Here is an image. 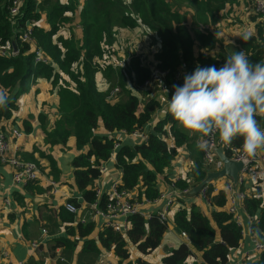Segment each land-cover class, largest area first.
I'll use <instances>...</instances> for the list:
<instances>
[{
	"label": "trees",
	"instance_id": "trees-1",
	"mask_svg": "<svg viewBox=\"0 0 264 264\" xmlns=\"http://www.w3.org/2000/svg\"><path fill=\"white\" fill-rule=\"evenodd\" d=\"M9 1L0 0V92L10 97L7 106L0 108V130L16 124L27 134L36 122L43 135L42 145L19 149L22 159L35 161L42 173L58 179L61 169L51 149H75L70 160L74 186L86 201L96 197L100 165L112 153L114 141L120 142L114 151L115 166L121 171L119 187L131 190L140 186L139 196L152 198L159 194L160 180L169 182L173 162L183 147L192 163L187 174L175 180L176 186L190 187L205 177L211 167L204 163L202 152L196 147V136L190 135L165 109L158 110L163 104L161 99L165 100L164 92L154 84L143 89L138 86L154 65L167 71L168 82L182 85L184 75L191 74L197 65L219 68L234 51L243 50L252 62L264 63V17L255 9L256 0H184V9L171 0H131L136 14L123 12V19L129 18L126 27L141 23L154 32L159 46L148 62L132 52L124 61V68L123 64L114 66L118 54L112 45L116 0H84L78 11L75 5L79 0H22L20 13L16 15L9 12ZM66 12L72 13V17ZM76 15L81 36L76 37L73 29L64 34L61 27L64 20L73 21ZM30 20H34L33 38L23 41L20 31ZM223 26L229 27L232 36L228 41L233 46L232 53L226 50L218 34ZM242 33L250 35L246 42L240 38ZM12 35L16 43L14 53ZM37 47L42 49L45 61H34ZM97 68L104 69V76L110 80L106 87L98 83ZM40 82L48 83L53 101L47 106L46 100L43 101L44 109L39 112L17 115L23 89ZM114 87L118 89L112 92ZM263 118L264 113L258 112L257 121ZM149 121L152 125L146 139L130 143L115 135L118 130L131 131ZM99 127L102 132L97 131ZM231 144L242 145V139L237 138ZM48 185L44 178H36L15 187L10 193L14 205L4 209L6 218L14 221L16 216L10 209L19 206L26 210V194L31 197L43 194ZM21 187L24 192L18 190ZM208 194L212 206L209 214L195 202L181 200L184 205L173 212V223L187 233L189 243L181 240L168 246L157 264L225 263L231 249L241 244L242 228L226 211L224 189H213L210 182ZM68 200L76 203L75 197ZM244 206L256 215L251 225L259 236H264V189L257 182L245 196ZM58 212L64 224L73 220V214L63 204ZM129 222L126 232L103 226L95 236H90L94 229L92 222L79 223L76 228L70 227L69 232L86 237L82 253L96 257L113 249L118 259L111 264H156L143 254L159 247L166 224L156 214L145 218L140 213L131 215ZM29 225L30 220L21 217L20 234L30 242L34 233ZM55 242L67 247L75 244L64 236L55 238ZM131 247L139 252L134 259ZM251 264H264V250Z\"/></svg>",
	"mask_w": 264,
	"mask_h": 264
},
{
	"label": "built area",
	"instance_id": "built-area-1",
	"mask_svg": "<svg viewBox=\"0 0 264 264\" xmlns=\"http://www.w3.org/2000/svg\"><path fill=\"white\" fill-rule=\"evenodd\" d=\"M21 5L22 0H10L8 4L9 12L12 15L19 14ZM255 9L262 17H264V0H256ZM33 21L34 20L26 21L24 27L20 31L21 40L28 41L33 38ZM2 52L4 53V49ZM45 60L46 56H44L42 53V49L37 47L35 49L34 61L37 62ZM119 64H122V61H120ZM179 75L180 72H177L176 76ZM166 76V70L154 65L149 72V76L145 78L138 87L143 89L154 84L160 91L164 92L163 94L166 98L170 99L174 89L172 87L173 84L167 81ZM117 89V87H114L112 92L117 91ZM151 125L152 121H149L137 129H133L131 131L121 129L116 132H119L125 138L139 141L147 138ZM23 135L24 131L16 124H11L4 130H0V162L8 165L11 168L10 188L20 186L28 180L44 178L46 182L51 185V192H57V182L53 178L42 173L39 165L35 161L24 160L20 157L19 140ZM109 135H111V133H109ZM205 140L207 141L208 147L205 150H201V152L204 163L211 167L209 170H218L223 165L222 160L214 151L216 147H221L222 151L225 152L231 159L242 162V168L238 172L236 181L227 175H224L226 178L223 180L222 184H217L213 180L211 181L213 189H218L221 187L224 189L226 194V211L230 213L234 221L241 226L242 235L244 233V216H246L250 222L249 236L251 244L249 246L243 247L240 258H235V256H232L225 263H217L238 264L241 259L244 260L251 255L257 256L260 251L264 250V236H259L257 230L251 225L255 221L256 215L249 213L244 206L245 196L250 194L251 190L253 189V185L248 186L245 184L243 174V171L249 169L250 166L264 164V154L262 151H258L255 156L249 157L242 151L241 145L230 144L226 146L222 144L218 134L206 137ZM196 142L199 143L201 141L197 138ZM119 145L120 142L114 141L112 153L108 159L103 161L100 165L99 176L107 171V161L112 157L115 160L114 151L119 147ZM179 177L180 174L176 173L169 180L167 186L160 188L159 194L152 198L139 196L136 189L129 190L126 188H121L119 187L120 179H114L110 182L109 188L106 190H102L99 184L95 185L96 197L93 200L86 201L84 198H80L79 202L75 203L66 199L64 201V207L73 214L78 213L83 208L85 209L86 216L80 221H90L93 223L100 221L103 226L110 227L113 230L119 232L127 231L130 223L129 217L135 213H140L145 218L150 217L152 214H156L158 220L163 224H166V229H168V224L173 222V212L180 209L182 205H184L181 201L182 197L191 187L179 189L175 183V180H177ZM209 183H206L201 187L198 195L204 197L206 202L211 205V197L208 194ZM3 201L4 205L10 207V197L4 196ZM151 204H159L158 209L153 212H146L144 207ZM45 232L46 229L43 227L42 231H40V235L30 240L29 245L31 251L37 250L41 245L46 247ZM179 234L184 239V241L186 240L185 242L189 243L188 235L185 231L179 230ZM100 262H103V260ZM14 264H22V262L18 261Z\"/></svg>",
	"mask_w": 264,
	"mask_h": 264
},
{
	"label": "crops",
	"instance_id": "crops-1",
	"mask_svg": "<svg viewBox=\"0 0 264 264\" xmlns=\"http://www.w3.org/2000/svg\"><path fill=\"white\" fill-rule=\"evenodd\" d=\"M75 25V23H74ZM79 26V23H78ZM77 29H81L80 26ZM74 31V28H73ZM75 33V31H74ZM80 36V35H78ZM32 90L27 96H19V111L16 112L17 115H25L26 113L39 112L44 109L42 107V101H45L49 97L47 93L48 86L46 82L40 83H32L30 85ZM34 91H37L35 93ZM164 97V96H163ZM159 114V113H158ZM259 125L264 128V118L261 121H258ZM34 129L30 133H24V135L19 140V149H29L33 144H37L38 146L42 145L43 142L36 140H28V138H32L37 130L36 123H33ZM97 131H103L100 127ZM35 132V133H34ZM115 135L123 141L134 143L136 140L125 138L119 132H115ZM196 138L200 139L199 136ZM37 139V138H36ZM55 151L53 154L56 156L58 165L61 169V174L58 179H54L57 182L58 190L57 192H51V185H48V189L43 194L30 196L26 194V200L28 201L26 205V210H23V207H13L10 209L14 211L16 219L14 221L8 220L6 218L4 209L11 208L14 205V201H12V197L10 195L11 191L14 188H10L11 183V168L8 165L1 164L0 165V264H14L15 262L21 261L22 264H109L114 263L118 257L114 254L113 249H108L107 252L102 251V254L96 257H93L87 253L80 252L83 241L85 240V236H78L77 233H70L69 228H76L79 223H88L90 221L82 222L80 221L83 217L86 216L85 209H81L78 213L73 214V220L69 223L64 224L59 216V207L63 204L64 201L69 197H75L76 203L79 202L80 198H83L82 192L78 190L74 186V180L72 175L73 167L70 164L71 157L76 152L74 149H69L66 151H60L57 148H54ZM74 151V152H73ZM181 159L178 160V158ZM191 158L187 154V150L185 147L182 148L181 153L174 160L171 174L168 175V179H171L176 173L184 176L187 174L189 170V166L191 165ZM119 172V173H118ZM114 179H121V171L115 166V160L112 157L107 161V171L102 173L98 179H96L95 185L99 184L102 190H106L109 188V184ZM160 188H164L167 186V179L164 182V178L160 180ZM138 186L136 191L139 193ZM20 192H24L22 187L18 189ZM11 197V205L7 207L4 205V196ZM190 197L187 194H184L182 199L186 202L193 201L197 204V206L205 213L209 214L212 206L206 202L204 197L198 195L196 197ZM32 199V200H31ZM159 207V204H151L146 205L144 210L146 212L156 211ZM65 208V207H64ZM66 209V208H65ZM37 212V214H35ZM21 217L27 218L30 220L31 230L34 233V236L30 238L33 239L40 235V231L44 227L46 229L45 232V245H42L37 250H30V245L28 239L25 240L22 238L20 234V220ZM93 223V222H92ZM94 229L90 236H95L97 232L103 227L100 221L94 222ZM243 238L242 243L236 247L231 249L230 257L235 256V258H240L241 251L243 247L249 246L251 244L249 231H250V222L246 216H244V225H243ZM168 232L172 233V237L178 239L179 241L184 239L179 234L178 231L175 230V225L173 222L168 224ZM67 237L70 240L75 241L73 247H67L65 244H56L55 238L57 237ZM89 236V235H88ZM87 236V237H88ZM186 241V240H185ZM166 248L165 244L161 245L158 249L157 255L159 258L165 253ZM131 258L134 259L136 255L139 254L138 251L131 247ZM229 257V258H230ZM159 258L156 260L159 261ZM256 256L251 255L244 260H240L238 264H251L252 260H254ZM103 260V262H100ZM149 260V259H148ZM151 261V260H150ZM152 261V262H156Z\"/></svg>",
	"mask_w": 264,
	"mask_h": 264
},
{
	"label": "clouds",
	"instance_id": "clouds-1",
	"mask_svg": "<svg viewBox=\"0 0 264 264\" xmlns=\"http://www.w3.org/2000/svg\"><path fill=\"white\" fill-rule=\"evenodd\" d=\"M243 41L248 33L240 34ZM166 98L165 113H170L190 135L199 136L196 147H208L206 137L218 134L220 142L230 145L242 139V151L249 157L264 150V128L257 113H264V63L252 62L243 50L234 51L224 64L200 67L185 74L182 85H173ZM10 101L0 92V108Z\"/></svg>",
	"mask_w": 264,
	"mask_h": 264
},
{
	"label": "rangeland",
	"instance_id": "rangeland-1",
	"mask_svg": "<svg viewBox=\"0 0 264 264\" xmlns=\"http://www.w3.org/2000/svg\"><path fill=\"white\" fill-rule=\"evenodd\" d=\"M60 1H64V0H60ZM83 1L84 0H79V3L75 5L76 11H78L79 5H81ZM116 1H117V5H116L117 12L112 15V23H113L112 24L113 25L112 26L113 28L112 45H114L113 46L114 48L115 47L117 48L118 54L114 60L115 61L114 66L119 67L121 65L119 64V62L122 61L123 66H121V68H124L125 62H127L126 58L128 59V57L130 56L132 52L138 53L141 56V58L146 62L151 61L154 50H156L159 46L158 40L155 39L154 32L146 28V26L142 25L141 23L135 27H126L125 24H127L129 18L127 17L123 19L122 14L123 12L124 14H131L132 16L136 14L135 12H133L132 2L131 0H116ZM171 1L176 5L178 4L181 5L182 9L185 8L186 2L184 0H171ZM66 15H69L68 17H72L73 14L70 12H66ZM75 17L76 18L73 21L64 20V24H62L61 27L63 28L62 31L65 30L64 34H67L68 32H70L71 29L74 28L75 36L80 37L82 32L80 29H77L79 27L78 26L79 17L78 15H76ZM218 34L219 36L222 37V41H223L222 43L226 44L227 46L226 50L229 53H232L233 46H230L228 44V41L232 40V36L229 33V27L223 26L219 28ZM104 73H105L104 69L97 68L98 83L100 85L102 84V86L103 84H105L104 87H106L107 86L106 83L110 82V80L104 76ZM46 85L48 86V83H46ZM32 88L33 87L30 86L29 88L23 89L20 95L23 97L27 96L32 90ZM46 91L49 95V97L45 99L46 106H47L49 101H53L52 99L53 92L51 89H49V87L47 88ZM34 92L37 93V91H34ZM156 92H157V89L152 94H155ZM164 98L166 99L165 95H164ZM161 102L163 104L160 106L158 110L166 109L167 106H166L165 100L161 99ZM162 113L163 112L161 111V114ZM42 136H43L42 133L37 128L35 135L32 138H28V140L33 139V141L36 140L35 142L43 141ZM51 151L54 152L55 149H51ZM179 159H181V157H179L178 160ZM243 174H244L246 185L252 186L254 183L257 182L259 186L262 189H264V164H256V165L250 166L249 169L243 171ZM225 178H226L225 176H219L216 179H213V181L216 182L217 184H222ZM35 214H37V212ZM175 230L178 231L176 227H175ZM171 235L172 233L166 230L162 236V241L159 247L165 244V248L167 249L168 246H175L179 242L178 239L173 238ZM159 247H157L151 253L143 254V256L151 261H156L159 258V255H157ZM158 262L156 261L155 263L157 264Z\"/></svg>",
	"mask_w": 264,
	"mask_h": 264
},
{
	"label": "water",
	"instance_id": "water-1",
	"mask_svg": "<svg viewBox=\"0 0 264 264\" xmlns=\"http://www.w3.org/2000/svg\"><path fill=\"white\" fill-rule=\"evenodd\" d=\"M11 46L12 52H16V43L14 35L11 36ZM214 151L222 160V167L218 170H207L205 177L193 186H191L190 189L187 191L186 194L188 196L195 197L196 195H198L201 187L204 184L211 182L213 179H216L219 176L227 175L231 177L234 181H236L238 172L242 168V162L231 159L225 152L222 151L221 147H216Z\"/></svg>",
	"mask_w": 264,
	"mask_h": 264
}]
</instances>
